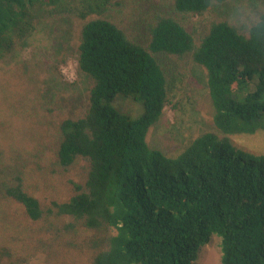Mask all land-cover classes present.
I'll list each match as a JSON object with an SVG mask.
<instances>
[{"label":"trees","instance_id":"16d2710c","mask_svg":"<svg viewBox=\"0 0 264 264\" xmlns=\"http://www.w3.org/2000/svg\"><path fill=\"white\" fill-rule=\"evenodd\" d=\"M240 17L264 0H0V264H197L215 238L221 264H264V154L233 140L264 134V33ZM54 35L78 94L21 56ZM181 88L223 137L151 149Z\"/></svg>","mask_w":264,"mask_h":264},{"label":"rangeland","instance_id":"374dc122","mask_svg":"<svg viewBox=\"0 0 264 264\" xmlns=\"http://www.w3.org/2000/svg\"><path fill=\"white\" fill-rule=\"evenodd\" d=\"M60 47L62 46L55 35L50 38L36 37L21 56L24 59L36 57L40 60L46 68L48 78L54 79L56 83L59 82L61 90L65 89L66 82L78 84L77 88L74 87V91L73 89H70L71 92L66 91V94H71L72 91L78 94L79 87H84L82 86L84 78L79 73L77 54L71 50L70 45L64 46L62 50L59 49ZM176 102H179L177 111L167 108L163 122L150 135L148 143L151 149L171 154L189 137H197L206 132H213L223 137L211 125L210 118L213 111L206 90L181 88L177 93ZM114 105L121 113L132 119L139 118L144 112L143 103L133 97L119 95ZM233 140L236 146L241 147L247 155L264 154L263 133L239 136ZM197 264H221L219 239L215 238L213 245H206L202 248Z\"/></svg>","mask_w":264,"mask_h":264},{"label":"clouds","instance_id":"9594fccd","mask_svg":"<svg viewBox=\"0 0 264 264\" xmlns=\"http://www.w3.org/2000/svg\"><path fill=\"white\" fill-rule=\"evenodd\" d=\"M239 25L240 27L245 29H250L254 27L258 37L260 36L261 33H264V23H260L259 21H254L251 17L249 18L240 17Z\"/></svg>","mask_w":264,"mask_h":264}]
</instances>
